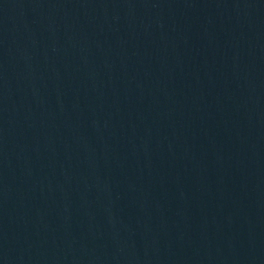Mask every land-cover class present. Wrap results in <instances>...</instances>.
I'll use <instances>...</instances> for the list:
<instances>
[{
  "label": "water",
  "instance_id": "obj_1",
  "mask_svg": "<svg viewBox=\"0 0 264 264\" xmlns=\"http://www.w3.org/2000/svg\"><path fill=\"white\" fill-rule=\"evenodd\" d=\"M0 264H264V0H0Z\"/></svg>",
  "mask_w": 264,
  "mask_h": 264
}]
</instances>
